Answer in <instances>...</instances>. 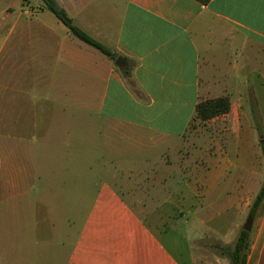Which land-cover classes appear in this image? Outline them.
Returning <instances> with one entry per match:
<instances>
[{"label": "crops", "instance_id": "crops-1", "mask_svg": "<svg viewBox=\"0 0 264 264\" xmlns=\"http://www.w3.org/2000/svg\"><path fill=\"white\" fill-rule=\"evenodd\" d=\"M54 1L115 58L41 0H0V264H194L264 182V0Z\"/></svg>", "mask_w": 264, "mask_h": 264}, {"label": "trees", "instance_id": "trees-1", "mask_svg": "<svg viewBox=\"0 0 264 264\" xmlns=\"http://www.w3.org/2000/svg\"><path fill=\"white\" fill-rule=\"evenodd\" d=\"M41 1L44 7L49 12H51L63 25H65L76 38L86 43L87 45L92 46L95 49L99 50L101 53H103L110 59L115 58V56L110 51H108L99 43L88 37L82 31L77 29L72 24L71 20L68 18L66 13L57 6L54 0H41ZM199 1L202 3L207 2V0H199ZM229 110H230V103L227 97L206 100L196 105L195 117L193 121L198 120L200 122H205L212 118L227 114ZM192 122L189 124V127L192 124ZM261 150L264 158V144L261 145ZM263 199H264V182L251 205V209L248 217L250 218L254 217ZM248 239H249V233L245 231H240L233 247H226L224 249H220L221 256H224L226 259H228L229 264H245L246 251L248 248Z\"/></svg>", "mask_w": 264, "mask_h": 264}, {"label": "rangeland", "instance_id": "rangeland-1", "mask_svg": "<svg viewBox=\"0 0 264 264\" xmlns=\"http://www.w3.org/2000/svg\"><path fill=\"white\" fill-rule=\"evenodd\" d=\"M204 122L194 120L187 130V138H192V136L200 132V128L204 126ZM262 186V185H261ZM261 188V187H260ZM260 190V189H259ZM254 201V200H253ZM248 215H244L243 218L234 221L233 227H230L227 236L216 239L215 237L204 238L202 240H195L192 243L193 255L195 257L194 264H223L218 256H221L220 249L226 247H233L240 231H242V226L246 222ZM252 228V227H251ZM203 249L202 253L199 251ZM225 264H229L228 259H225Z\"/></svg>", "mask_w": 264, "mask_h": 264}, {"label": "water", "instance_id": "water-1", "mask_svg": "<svg viewBox=\"0 0 264 264\" xmlns=\"http://www.w3.org/2000/svg\"><path fill=\"white\" fill-rule=\"evenodd\" d=\"M121 60L122 59H120V58H117L116 59V65L118 67H121ZM252 224H253V218L248 217L247 220H246V222L242 226V231H245L247 233H250L251 232Z\"/></svg>", "mask_w": 264, "mask_h": 264}]
</instances>
